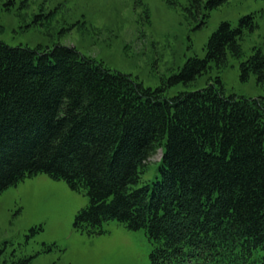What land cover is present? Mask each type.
Wrapping results in <instances>:
<instances>
[{
	"label": "trees",
	"instance_id": "trees-1",
	"mask_svg": "<svg viewBox=\"0 0 264 264\" xmlns=\"http://www.w3.org/2000/svg\"><path fill=\"white\" fill-rule=\"evenodd\" d=\"M257 28L253 14L235 28L223 22L206 57L189 59L169 84L224 66L229 52L241 57L244 31ZM241 71L264 83L263 51ZM164 89L72 47L0 42V194L46 173L90 197L76 229L104 233L109 221L145 229L151 264H264L262 103L226 96L219 77L169 99Z\"/></svg>",
	"mask_w": 264,
	"mask_h": 264
},
{
	"label": "rangeland",
	"instance_id": "rangeland-1",
	"mask_svg": "<svg viewBox=\"0 0 264 264\" xmlns=\"http://www.w3.org/2000/svg\"><path fill=\"white\" fill-rule=\"evenodd\" d=\"M253 14L258 28L245 30L242 56L210 63L188 84H169L191 58L204 59L210 37L223 22L238 27ZM204 21V23H203ZM0 42L32 50L75 48L146 88L165 87V98L196 91L218 77L226 96L258 100L264 111V83L241 75L256 49L264 53V0H228L208 10L205 0H0ZM159 151L152 161H159ZM155 165H158L156 163ZM156 180L154 166L147 174ZM90 197L46 173L27 178L0 194V264H151L153 246L145 229L117 221L104 233L75 228Z\"/></svg>",
	"mask_w": 264,
	"mask_h": 264
}]
</instances>
